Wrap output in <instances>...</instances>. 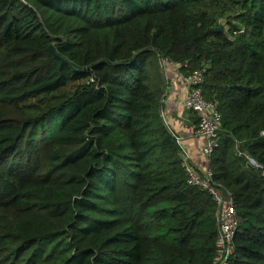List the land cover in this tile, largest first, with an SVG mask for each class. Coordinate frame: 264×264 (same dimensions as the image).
Returning a JSON list of instances; mask_svg holds the SVG:
<instances>
[{
    "label": "trees",
    "instance_id": "16d2710c",
    "mask_svg": "<svg viewBox=\"0 0 264 264\" xmlns=\"http://www.w3.org/2000/svg\"><path fill=\"white\" fill-rule=\"evenodd\" d=\"M224 11L241 26L216 29ZM161 57L205 66L229 264H264V0H0V264H212L215 204L160 113Z\"/></svg>",
    "mask_w": 264,
    "mask_h": 264
},
{
    "label": "built area",
    "instance_id": "2783aa9c",
    "mask_svg": "<svg viewBox=\"0 0 264 264\" xmlns=\"http://www.w3.org/2000/svg\"><path fill=\"white\" fill-rule=\"evenodd\" d=\"M160 61L165 76V65L170 62L176 68L180 80L187 86L182 104L186 109L196 112L198 124L193 134L203 139L204 143L201 151L203 154L208 155L219 142L218 130L221 115L216 108L215 101L204 98L201 92L200 85L203 82L205 66L197 67L189 72H182L179 70L182 62L171 61L165 57H161ZM175 139L182 151V164L187 183L205 189L215 204L217 234L212 264H229L235 252L234 236L238 224L231 191L213 180V173L210 167L197 169L192 166L189 163L190 156L181 144L179 136L176 135ZM238 154L244 155L247 164L258 168L262 167L251 155L241 151H238Z\"/></svg>",
    "mask_w": 264,
    "mask_h": 264
},
{
    "label": "crops",
    "instance_id": "0c3cea01",
    "mask_svg": "<svg viewBox=\"0 0 264 264\" xmlns=\"http://www.w3.org/2000/svg\"><path fill=\"white\" fill-rule=\"evenodd\" d=\"M164 70L166 81L160 106L162 118L172 132L179 136L181 144L190 156L189 163L197 169H204L207 167V159L201 152L204 141L193 134V113L182 104L187 86L180 80L176 68L171 63H167Z\"/></svg>",
    "mask_w": 264,
    "mask_h": 264
},
{
    "label": "rangeland",
    "instance_id": "374dc122",
    "mask_svg": "<svg viewBox=\"0 0 264 264\" xmlns=\"http://www.w3.org/2000/svg\"><path fill=\"white\" fill-rule=\"evenodd\" d=\"M234 14H235V12H229V11L222 12L221 14L218 15L216 24L220 25V27H223V26L228 27L227 21H231L234 25H238L239 26L240 22L237 19L234 18ZM164 81H166V77H164ZM161 115H162V113H161Z\"/></svg>",
    "mask_w": 264,
    "mask_h": 264
},
{
    "label": "water",
    "instance_id": "95a60500",
    "mask_svg": "<svg viewBox=\"0 0 264 264\" xmlns=\"http://www.w3.org/2000/svg\"><path fill=\"white\" fill-rule=\"evenodd\" d=\"M216 29H222V27H217ZM160 106H161V103L159 104V108H160ZM164 120V119H163ZM164 122H165V120H164ZM165 124H166V122H165ZM172 135L174 136V138H176V135L174 134V133H172Z\"/></svg>",
    "mask_w": 264,
    "mask_h": 264
}]
</instances>
